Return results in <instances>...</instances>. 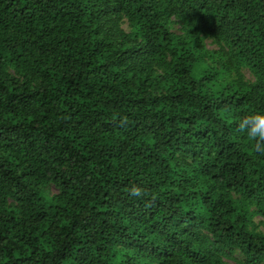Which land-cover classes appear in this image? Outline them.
Segmentation results:
<instances>
[{"label":"trees","instance_id":"16d2710c","mask_svg":"<svg viewBox=\"0 0 264 264\" xmlns=\"http://www.w3.org/2000/svg\"><path fill=\"white\" fill-rule=\"evenodd\" d=\"M254 111L264 0H0V264H264Z\"/></svg>","mask_w":264,"mask_h":264},{"label":"clouds","instance_id":"9594fccd","mask_svg":"<svg viewBox=\"0 0 264 264\" xmlns=\"http://www.w3.org/2000/svg\"><path fill=\"white\" fill-rule=\"evenodd\" d=\"M237 130L247 138L249 145L255 153L264 155V112L254 111L239 117ZM132 195H140V190L133 188Z\"/></svg>","mask_w":264,"mask_h":264},{"label":"rangeland","instance_id":"374dc122","mask_svg":"<svg viewBox=\"0 0 264 264\" xmlns=\"http://www.w3.org/2000/svg\"><path fill=\"white\" fill-rule=\"evenodd\" d=\"M53 192H54V190H53ZM228 264H233V263H228Z\"/></svg>","mask_w":264,"mask_h":264}]
</instances>
